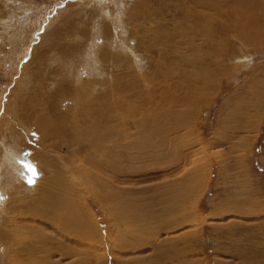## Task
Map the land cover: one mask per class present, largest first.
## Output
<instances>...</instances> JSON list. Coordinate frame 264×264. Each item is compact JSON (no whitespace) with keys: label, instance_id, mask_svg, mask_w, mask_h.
<instances>
[{"label":"rangeland","instance_id":"1","mask_svg":"<svg viewBox=\"0 0 264 264\" xmlns=\"http://www.w3.org/2000/svg\"><path fill=\"white\" fill-rule=\"evenodd\" d=\"M193 1L0 0V117L3 116L4 105H9L12 110L22 98V111L28 114L27 119L30 116L32 119L34 113L28 106L35 102L36 94L34 91L28 93L30 79L35 72L39 77L49 68L59 67L57 55L62 46L80 45L75 51L68 48L73 59L69 61L70 66L64 69H71L76 78L91 71L86 58L89 53L95 55L92 50L97 44H103V49H116L115 53L124 64H120L121 69L130 66V73L138 72L137 69L143 70L132 80L126 79L124 92L128 97L126 109L135 108L133 103L137 104L138 101L142 104V108L137 107L138 111L130 117L127 114L126 118L125 114L129 129L127 126L123 128V134L127 136L125 141L132 142L139 152V146L145 150L141 149L142 157L135 158V151L132 152V158L131 155L123 157L125 174L119 178L121 182L118 184L124 190L122 208L116 207V200L109 203L108 196L101 188L92 189L86 183L81 185L80 174L93 167L83 161L89 152L84 149L80 151L77 146L69 148L66 144L53 152V158L58 161L57 172L68 184L72 179L74 203L86 214L85 222L92 228L96 227L99 239L105 237L108 241L104 249H108V244L113 246V240L119 236L124 238V248L120 249L116 241L114 253L110 254L99 248L100 242L96 239L92 241V246L87 242V245H83L81 239L74 235V258L62 256L59 245H54L51 262L183 264L182 256V259L187 260L186 264H264V8L256 6L260 16L257 26L263 29L261 39H254L251 29H246L250 40L237 36L238 31L234 29L216 35L217 28L213 26V35L220 42L217 50L210 44L214 40L195 24L197 12H208L210 19L221 25V30L230 24L239 30L242 19L247 20L249 14L238 7L230 16L232 8L228 0L210 1L214 8L222 10L220 15L213 10L195 9ZM235 4L233 2V6ZM130 15H133V19L129 18ZM174 20L179 24L177 30ZM117 32L122 35L120 38ZM159 36L169 44L157 43L155 37ZM122 45L124 48L121 50L119 46ZM169 45L173 46L174 53L166 49ZM148 48L151 51L148 52ZM162 53H165L164 57ZM127 54L128 57L125 56ZM136 58L139 65L132 61ZM201 67L204 70L201 71ZM166 70L171 71L167 74ZM194 81L197 82L196 88L199 85L197 92L187 89L189 82L192 85ZM102 83L95 89L100 88ZM79 86L80 90L86 88L79 83L77 89ZM175 86L176 90L173 89ZM202 91L205 95L201 94ZM88 95L83 97L78 111L88 109ZM179 95L182 97L178 98ZM185 110L189 111L186 116L190 121L186 118V125L183 122L179 131H169L172 142L167 147L157 146L154 150L142 144L137 135L131 136L137 133L132 125L135 119H145L146 126L143 127L147 128L152 127L156 115L163 114V126L168 129L182 117ZM2 126L1 138L6 124ZM156 138L150 136L151 143H155ZM132 149L131 146L128 150ZM164 150L166 155L159 154L161 158L158 160L145 156ZM35 161L26 159L27 164L20 165L26 185H34L44 176L39 162ZM65 164L74 165V173H68ZM105 173L111 175L108 170ZM183 187L184 191L188 187V194L177 193V188L181 192ZM17 190L10 191L12 195H9L13 197L20 194ZM26 193L23 194L27 196L26 200L22 194L20 200L16 197L10 200L11 210L16 209L17 212L10 215L7 239L9 236L11 238L10 225L22 228L27 223L31 226L36 224L27 219V214L37 203L36 199L29 198L38 197L39 191ZM167 196L173 198L174 208L177 209L172 211V218L187 220L180 227H169L170 216L162 213L163 208L172 202L171 199L168 203ZM137 213L147 218V229L152 228L153 235L142 232L144 223L134 219L138 217ZM37 225L43 229L44 235H50L67 248V236L52 228L45 229L43 223ZM0 233L3 234L2 231ZM177 238L180 241L176 240L170 246L168 243L167 250L160 246L165 241ZM136 240L145 242L140 245L142 249H132L137 247ZM180 242L186 251L172 258L170 248L174 244L182 247ZM14 248L16 246L13 247L9 242L6 248L0 246V264H11V260H14L11 250ZM7 252H10L9 255Z\"/></svg>","mask_w":264,"mask_h":264},{"label":"bare ground","instance_id":"2","mask_svg":"<svg viewBox=\"0 0 264 264\" xmlns=\"http://www.w3.org/2000/svg\"><path fill=\"white\" fill-rule=\"evenodd\" d=\"M210 1L211 0H207V2L205 0H194L193 5L195 9L204 8L203 10H209V11L213 10L215 11L216 14L220 15L222 10L221 9L219 10L218 7L214 8L215 6L213 7ZM228 1L231 4V8H232L230 11L231 13L230 16H233V14L237 11V8L240 7L244 9V11L248 12L249 15H247V20L242 19V23L240 24L241 28L238 27L239 30H236L237 28L236 26H234L235 28L231 26L232 24L225 27L222 25L223 28L221 30V25L214 23V21L210 19L209 14H207L208 12L203 13L204 11L201 12V10H199L197 12V16L195 17L194 22L197 25V27L202 30L201 32L208 33L210 39L214 40V42H210V44L213 47H217V50L220 45L219 40H217L218 37H215V35H213V33L215 32L213 26H216L217 28L216 35H218V33L221 34V32H225V31L227 32L228 30L231 31V29H234L235 32L238 31L237 36H240V38L242 37L244 39L246 38L247 40H250L249 36L246 35V29H251V33L253 34L252 36L255 37L254 39H261L264 28L262 29L261 28L262 26L261 27L259 26L260 28L257 26L258 24L257 19L260 20V16L258 15L259 13L257 14L256 6L258 5L260 6V8H264V0H228ZM233 2L236 3L234 6H233ZM129 18L133 19V15H130ZM174 21H176L174 22V24L176 25L175 26L176 29V27H178L179 24L177 20ZM117 34L119 36L118 38H120L121 34L119 32H117ZM125 35L127 34L125 33ZM155 39L157 40V43H165L166 45L169 44L168 42H165V40L162 39V36L155 37ZM169 39L167 40L169 41ZM77 44L75 43L74 46H68V47L62 46L61 48L58 49L57 59L58 62H60L58 64L59 67L54 66L52 67V69L49 68L44 74L39 75V77H37V74H35L36 73L35 72L34 75L32 76L33 78L30 79L31 85L28 89V93L34 91L36 94L35 102L32 104V106L29 103L28 106V108L30 107L32 108L31 113H34L32 119L31 116L29 117V119H27L28 114L22 111V107L24 105L22 103L23 102L22 98L14 104L12 110H10L9 105L7 106L4 105L3 113H2L3 116L0 117V128L3 123L6 124L3 137L1 138L0 136V232L1 231L3 232V234L0 233V246L6 248L8 242L13 247L16 246V248L11 250L14 259L11 260V264H57L50 261V257L54 253L53 251V249L55 248L54 245H59V250L61 251L62 256H66L68 258H74V235L75 237L81 239L83 245H87L85 244V242H87L90 246H92V241L96 239L98 242H100V244L98 245L99 248H101L104 252H109L110 254H112V252L114 253V246L116 244V241L119 242V245L121 246L120 249L124 248V242H123L124 238L122 236H119L116 240H113L114 241L113 246H110L108 244L109 246L108 249H104V244H107L108 241L106 240L105 237L99 239L96 227L92 228L90 227V225L88 226V223L85 222L87 220L86 214L83 213L84 211L74 203V187L73 184H71L72 179L68 184L66 183V181H64L65 178L62 179L61 174L57 172L59 168L57 164L58 161L56 162L55 158H53V152L56 149L62 147L63 144L68 145L69 148L70 147L74 148V146H77V149H79L80 151L84 149L85 151L89 152L83 157V161L86 162L85 164H91L93 167H91V170H87V172L85 171V173L80 174L79 179L82 181L81 185L86 183L92 189L101 188V190H103L105 194L108 196L107 201L109 203H112L116 200L117 202L116 207L118 209L122 208V194L124 193V190H122V188H120L118 184L121 182L119 178L123 177L125 174L124 171L125 167L123 166L122 163L123 157L125 155L128 156L131 155L130 157L132 158L134 155L132 154L133 151H135V154H137L135 158H138L140 156L142 157L143 152L141 151V149H144L142 148L143 146H139L140 149L139 152L138 147L131 144L132 142L127 143L126 142L127 140L125 141V138H127V136L126 134H123V128L127 126L126 123L127 114L130 117L131 114H133V112L135 113L138 111L137 107L142 108V104L139 101L137 104L132 102L135 108L129 109V107H127L128 109H126L125 105H126V99H128V97L124 94V92L126 90V85H127L126 81L132 80L133 77L140 75L143 70L142 71L138 70L137 69L139 68L138 66L137 68L135 67L138 72L133 70L134 72L130 73V66H125V68L121 69L119 67L120 64H122V66L124 64L120 60V57L117 56L118 54L115 53L116 49L113 51V48L112 49L105 48L106 49L105 50L103 49V44L101 45L97 44V46L94 47L92 50L95 55L93 56V53H89L88 57L86 58V63L89 62L88 66L91 67V71H88V73L85 76L81 75L80 78L79 77L76 78L74 77V74L70 68H69L70 70L67 69V71L64 69L70 66L69 61L72 62L71 58L73 59L71 54H69L71 50L68 51V48L71 47V49L75 51L80 46V45L78 46ZM139 44L140 43H138V45L136 44L137 48H139ZM121 48H124L123 45L119 46V49ZM162 49L164 48L162 47ZM166 49L168 51L173 52V46L171 45H169V47ZM149 50L150 49L148 48V52ZM122 54L121 56L123 57ZM128 54L125 56L128 57ZM164 54L162 53V57H164L163 56ZM133 56H134V52H133ZM130 57H131V53H130ZM132 61H134L135 63H137V65H139L138 58ZM199 69L204 70L202 67ZM169 71L166 70V73L169 74ZM82 72L85 71L82 70ZM92 75L95 77H91ZM108 78L110 80L107 81L106 79ZM102 81L103 83L101 87L95 89V87L98 84H101ZM195 81L194 84L192 83L191 85V83L189 82V84L187 85V89L191 92L198 91L197 88L199 87V85L196 88L195 84L197 82ZM203 81L206 82L207 80H203ZM79 83L86 86V88L80 90V86H79L77 89ZM202 88L204 89L205 87L202 86ZM173 89L176 90L177 87L175 86ZM202 92L203 93L201 94H204V91ZM87 95H88V101L90 103L89 106L87 107L88 109L86 111L83 110L78 111L80 104L83 102V97ZM179 97L182 96L179 95L178 98ZM146 100L148 101V99ZM9 112L10 114L8 115ZM188 112H189L188 110H185L182 114V117L181 118L179 117L180 119H178L175 123L173 122L174 123L173 126L169 123L171 126L170 127L168 126L169 127L168 129L164 128L163 126V122H162V120L164 119V116H162L163 114L156 115L154 123L153 124L151 123L152 124V127L150 126L151 128L143 127L145 125V121H146L145 119L139 118L138 120L137 119L133 120L134 119L133 118L132 125L135 126L137 133L131 134V136L137 135L138 138H140L139 140L140 141L142 140V144L149 145L151 148H154V150L155 147L157 146L167 147L169 145L168 143L172 142L169 133L170 132L172 133L173 130L180 129L182 127L181 124H183V122H185L186 125V121H187L186 118L188 119L186 115H188ZM125 114H126V118H125ZM169 115L170 114H167V116ZM231 115L233 117L232 112ZM7 117L9 118V120H6ZM122 122L124 123L123 126H122ZM126 128L127 130H129L128 126ZM150 136L152 139L157 137L156 138L157 141L155 143H151ZM165 142H167V145H164ZM131 146L133 149L129 151L128 149ZM164 153L165 150L163 152L161 151L159 153L154 152L152 154L149 155L147 154L145 156L149 158L157 159L160 156L166 155ZM26 159L33 161L36 160L35 162L37 163L39 162L38 164H40L39 166L40 168H42V173L44 176L43 178L37 180L34 185H26L22 178L23 170L22 168H20V165L27 164ZM142 161L143 160H141L140 162ZM66 162L68 163L69 161L67 160ZM71 162H73V160ZM71 164L70 166L65 164L67 165L66 168L68 170V173L69 172L74 173V167H73L74 165H72L71 167ZM94 169H96L97 171H95ZM107 170L110 171L111 175L108 176L105 173ZM16 188L19 189L17 191L20 192V194H16V196L11 197L9 195L11 194L10 191L14 189L16 190ZM33 191H39V194L37 195L38 197L29 198V200L36 199L35 201H37V203L35 208L29 210L27 214V217L29 218L27 219H29V221L36 224L34 226H31L27 223L26 225L24 224L22 228H18L19 226L16 227L15 224L10 225L9 229H11V238L9 236V238L7 239V235L9 234L8 223L11 222L10 215L12 213L17 212L16 209L14 211L11 210L12 208L11 206H9L11 204L10 203L11 198L16 197L18 200H20L21 194L23 195V194H27L26 192H33ZM176 191L178 194L180 193V195L181 193L188 194L187 193L188 187L185 188V191H184V187L181 189V192L180 189L178 188ZM183 196L185 195L183 194ZM23 197L26 200L27 196L23 195ZM171 199H172L171 202L172 207H170L171 205L170 206L166 205V207L163 208L162 213L163 214L167 213L170 216L169 221L167 220L169 222L168 223L169 227L171 226L180 227L187 220L172 218V214L174 210L177 209L174 208L175 205L173 203V198H169L167 200L168 203L169 200ZM111 208L112 207L109 208L110 211ZM179 211L181 212V210ZM137 216L138 217L137 218L135 217L134 219L137 222L141 221L144 223L143 224L144 231L142 232L146 233L147 231L149 235H153L154 234L153 229L152 228L147 229L148 226L146 224H149V221L146 222L147 218L143 217L141 214H138ZM40 223H43V225H45V229L47 228L50 230V228H52L59 234L67 236V239L69 240V245L67 246V248H64V246L61 243L53 240V238L50 235L48 234H47L48 236L44 235L45 232H43V229L37 225V224L40 225ZM15 231L16 234L14 233ZM141 239L143 240V238ZM176 240L177 242L180 241L179 238L175 240L170 239L169 241L163 242L160 246L163 247V249L167 250L171 245L170 243H173ZM3 241H6L5 242L6 245L4 246L2 245ZM143 241L136 240L135 243H137L136 244L137 247H133L132 249L134 250V248H139ZM180 243L182 247H180V244H178L177 246H175L174 244L173 247L170 248V251L172 252V256H171L172 258L186 251L184 244L182 242ZM181 249L184 251H182ZM0 252H2V250ZM9 253L7 252L8 255ZM182 258L183 257L181 256L182 263L186 264L187 260ZM72 261H74V259H72ZM128 263L129 262L126 261L124 264H128ZM70 264H74V262L72 263L70 262Z\"/></svg>","mask_w":264,"mask_h":264}]
</instances>
